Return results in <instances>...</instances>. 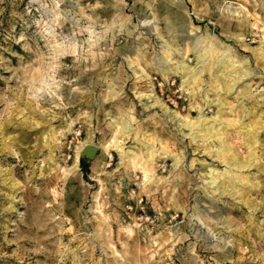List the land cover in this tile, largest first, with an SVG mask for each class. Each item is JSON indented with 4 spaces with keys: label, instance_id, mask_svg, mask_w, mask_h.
<instances>
[{
    "label": "rangeland",
    "instance_id": "obj_1",
    "mask_svg": "<svg viewBox=\"0 0 264 264\" xmlns=\"http://www.w3.org/2000/svg\"><path fill=\"white\" fill-rule=\"evenodd\" d=\"M0 264H264V0H0Z\"/></svg>",
    "mask_w": 264,
    "mask_h": 264
},
{
    "label": "bare ground",
    "instance_id": "obj_2",
    "mask_svg": "<svg viewBox=\"0 0 264 264\" xmlns=\"http://www.w3.org/2000/svg\"><path fill=\"white\" fill-rule=\"evenodd\" d=\"M209 43V42H208ZM199 45V41H196V42H194V48H196L197 46ZM213 45V44H212ZM201 51L203 52V54L201 55V53L200 54H198L197 55V57H198V63H201L202 65L204 64V62L210 57V56H212L213 55V50L210 48V47H203L202 49H201ZM230 56V55H229ZM217 61V63H219V64H221L222 63V60L221 59H217L216 60ZM225 62V61H224ZM182 66V65H181ZM225 66V65H224ZM134 68V67H133ZM198 68H200V67H198ZM188 69V67L187 66H182V73H184V74H186L187 75V78L183 81V83H185V84H189V83H194L196 80H197V78H198V76H200V74H201V72H202V70L201 69ZM243 72V71H242ZM163 73V72H162ZM183 124H184V126L187 128L188 127V125L190 124V122L189 121H184L183 120ZM182 124V123H181ZM191 126H194V124L192 123V124H190ZM183 126V125H182ZM210 128H212V127H210ZM120 129H122V130H125L126 129V125H125V123L124 122H121V128ZM202 130H204L203 131V137H207V136H209V131H210V129L207 127V128H203ZM125 132V131H124ZM247 135V134H246ZM255 140V139H254ZM84 151H85V153L86 154H88V155H90L91 154V152H92V149H89V148H84ZM253 152V151H252ZM165 154H166V152H164ZM226 154V153H225ZM250 154H251V152H250ZM164 155V154H163ZM233 159V158H232ZM175 163V162H174ZM233 165H235V167L237 166H239V167H243V164H239V163H237V162H234V163H232ZM231 164V165H232ZM232 168V167H231ZM233 169V168H232ZM219 175V174H218ZM218 178V176L216 177H212L211 179V181L214 183L215 182V180ZM230 179V178H229ZM225 180V179H224ZM232 180V179H231ZM226 181H228V180H226ZM233 184V183H232ZM235 189V188H234ZM233 189V190H234Z\"/></svg>",
    "mask_w": 264,
    "mask_h": 264
},
{
    "label": "trees",
    "instance_id": "obj_3",
    "mask_svg": "<svg viewBox=\"0 0 264 264\" xmlns=\"http://www.w3.org/2000/svg\"><path fill=\"white\" fill-rule=\"evenodd\" d=\"M79 168L83 174L84 177H86L87 173H88V168L89 165L87 162H85L83 159H79Z\"/></svg>",
    "mask_w": 264,
    "mask_h": 264
},
{
    "label": "water",
    "instance_id": "obj_4",
    "mask_svg": "<svg viewBox=\"0 0 264 264\" xmlns=\"http://www.w3.org/2000/svg\"><path fill=\"white\" fill-rule=\"evenodd\" d=\"M90 149H92V151H93V155H92V157L94 156V154L96 153V149L95 148H93V147H90V146H88ZM81 155L84 157V158H87V159H91L92 157H88V156H86V155H84L83 154V152L81 153Z\"/></svg>",
    "mask_w": 264,
    "mask_h": 264
}]
</instances>
